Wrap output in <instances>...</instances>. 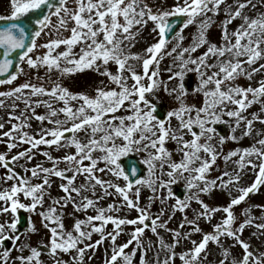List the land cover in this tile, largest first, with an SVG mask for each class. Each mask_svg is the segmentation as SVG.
Returning <instances> with one entry per match:
<instances>
[{
  "label": "snow or ice",
  "instance_id": "snow-or-ice-1",
  "mask_svg": "<svg viewBox=\"0 0 264 264\" xmlns=\"http://www.w3.org/2000/svg\"><path fill=\"white\" fill-rule=\"evenodd\" d=\"M261 7L264 0L255 3L253 0H232L231 3L228 0H175L169 9H154L147 0H71V3L69 0H10V15H0V21L4 22L0 24V86L13 85L21 76L25 81L0 90V108L9 109L8 121L0 120V130L11 123L9 130L0 131V137L7 138L0 139L7 149L0 152V167L7 170L0 179L15 181L0 190L3 203L0 214L11 212L13 215L11 222H0V264H16V261L47 264L42 259L43 252H47L53 264H85L86 254L106 241L110 243L105 248L103 264H175L177 258L181 264H264V250L254 248L251 240L243 237L247 228H254L252 235L258 238L264 236V205L245 207L242 220L235 211L252 193L264 187V138H253L254 131L264 137V129L254 128L256 121L264 124V115H246L256 103L262 104L264 112V76L256 86L236 83L241 77L252 81L264 73V63H260L264 61V11L258 10ZM45 8L47 14L43 13ZM37 10H41V15L33 19L31 14ZM221 12L224 19L218 21ZM172 18H178L179 27L171 23ZM237 19L241 23L230 30L229 26ZM149 23L155 42L142 54L131 53L130 48L139 42L136 38ZM215 23H219L221 29L219 45L211 42L207 35ZM194 24L198 26L194 42L182 48L177 57L180 70L170 77L180 79V94L176 97L179 106L167 114L169 119L176 118L179 122V129H173L166 126L165 120H157L146 94L159 87L156 77L164 50L176 40L169 55L175 53L185 39L184 30ZM46 30L49 39L38 43ZM65 32L70 35H63ZM205 45L206 50L193 57L192 53ZM37 49L44 51L37 55ZM210 59L213 62L209 63ZM130 60L142 61V74L135 71ZM110 64L118 67L116 73L110 71ZM189 64L195 65V69L188 71L199 74L196 91L203 93L202 106L185 103L188 91L184 78ZM153 66L155 70L150 72ZM40 69H44V76L39 75ZM53 71L58 73L55 79L51 76ZM87 71L106 76L116 87L108 88L101 81L95 94L90 95L71 91L64 85V80ZM125 71L131 74L132 85L127 83ZM145 79L150 81L147 85L143 83ZM21 103L23 109L19 107ZM142 103L149 105V110L145 111ZM40 107L45 108L44 114L37 113ZM122 109L129 114L117 115ZM33 119L40 123L36 133L28 130L32 128ZM45 122L49 126H45ZM221 122L227 123L232 133L220 136L221 146L226 140L239 143L245 137L253 138L254 142L251 146L219 153L226 163L232 161L234 168L212 178L209 174L217 164L218 149L211 141L217 134L214 125ZM240 129L243 131L237 136ZM80 133H84L83 138ZM185 133H190L191 139H186ZM169 139L177 142V151L182 154L178 162L166 147ZM23 144L29 147L9 156ZM41 145L54 147L56 151L70 148L75 151L59 158L50 151H43L41 154L51 162V167L39 163L30 169L21 166L23 174H18L13 164L21 159L33 160L34 150ZM134 150L147 153L143 161L147 165L146 177H137L135 168L129 174L121 166L120 158ZM97 152L99 156L95 155ZM61 163L66 167L60 168ZM105 172L115 180L122 178L125 183L121 185L97 175ZM178 173H188L186 189L190 194L177 198L173 205L169 220L176 211L184 215L178 228L171 229L169 220L163 219V211L153 215L151 208L158 191L167 188L171 196L170 185ZM165 174L171 179L165 181ZM249 174L252 182L242 183ZM80 176L85 179L77 185ZM52 177L61 180L59 187L64 196L51 197ZM34 179L39 182L33 183ZM97 187L102 192L99 196ZM145 187L153 195L148 197L146 206H141V191ZM214 189L227 191L229 202L226 205L212 206L201 198V193L210 195ZM21 195L30 202H21ZM46 196L50 203L45 209ZM109 196L117 197L119 203L113 201L102 206L100 201ZM159 199L164 203L162 197ZM191 201L199 203L200 208L192 210L194 215L190 219L186 210ZM69 203L74 209L71 214L64 211ZM254 207L261 209L259 217L252 213ZM38 208L37 214L48 229L47 239L41 238L36 246L18 243L23 234L18 228V210L31 214ZM125 209L136 211L137 216L118 215ZM89 210L95 214H87ZM75 212H84L85 218H75L69 230L64 219L66 215L74 216ZM218 213L223 215L213 224ZM202 221L211 224L210 231L202 228ZM109 224L113 226L110 232L107 231ZM128 226H132L130 231H126ZM149 229L156 235V242L145 241ZM160 230L171 233L172 241L167 242ZM24 231H38L30 218ZM93 234H99V239L89 243ZM122 234H127L128 239L118 244ZM196 234L200 235L199 240L193 238ZM6 241H12L14 247H6ZM181 244L191 247H185L178 254L176 249ZM210 244L218 249L215 260L208 259L213 255ZM236 246L242 249L241 257L232 252ZM12 250L19 255L12 258ZM150 250H154L151 258L148 257ZM61 254L71 255L72 260L64 261Z\"/></svg>",
  "mask_w": 264,
  "mask_h": 264
},
{
  "label": "rangeland",
  "instance_id": "rangeland-1",
  "mask_svg": "<svg viewBox=\"0 0 264 264\" xmlns=\"http://www.w3.org/2000/svg\"><path fill=\"white\" fill-rule=\"evenodd\" d=\"M228 2L231 3L232 0H228ZM253 2L255 3L256 0H253ZM69 3H71V0L69 1ZM147 3L149 4V6L153 7L154 9H169L174 5L175 0H147ZM258 10L264 11V7H261ZM251 14L254 16L255 12H252ZM0 15H10V0H0ZM223 19H224V14H223V12H221V14L217 18V20L219 21V20H223ZM55 22H56V19H55L54 23ZM240 23H241L240 19H237L236 21H234V23L229 26L230 30L235 29ZM151 28H152V24L149 23L148 26L142 30L141 35L136 38L139 42L133 43V46L130 48L131 53L142 54L143 50L146 49L147 46H149L151 43L155 42V34L150 33ZM197 32H198V26L196 24L191 25L187 29H185L184 33H183L185 39L182 42H180L181 46L179 48H177V51L175 53H172L171 55H169V52L171 51L172 47H174L176 45L177 41L173 40L171 43H169L168 47L164 50V52L162 54V58L160 59V62H159L158 76L156 77V79L159 81V87L154 89L152 92L146 94V99L149 101L150 105H153L154 107H156L157 105H164L166 107L167 114L169 111H173V110L177 109L179 106V101L176 99V97L180 94V92H179L180 79L178 77L170 79V77H173L175 75V72L180 70L179 69L180 61L177 59V57H178V55H179V53L183 47H188L194 42V37H196ZM52 35L54 36L55 33H52ZM63 35L67 36V35H70V33L65 32V33H63ZM207 35H208V39L211 42H215L218 45L222 43L221 29H220L219 23H215L209 29ZM48 39H49V34L46 31L38 39V43L43 44ZM206 47H207V45L197 49V51L195 53H192L193 57L200 56L206 50ZM43 51H44L43 49H37L36 54L39 55ZM76 51L78 52L79 49L77 48ZM187 55L188 54H185V58H187ZM211 62H213V60L210 59L209 63H211ZM260 63H264V61H261ZM129 64L135 69V71L137 73L142 74V71H143L142 61L130 60ZM109 69L113 73H116L118 70V67L115 64H110ZM188 69H195V65L189 64L188 67L185 69L184 86L188 91L186 96H185V103L190 105V106H192V105L202 106V104H203V93L196 91V89L199 87V74L197 72H195L194 70L188 71ZM152 70H155V66L150 68V72ZM39 75L44 76V69L39 70ZM57 75H58V73L56 71H53L51 73V76L54 79L57 77ZM124 75L127 78V83L129 85H132L133 80L131 79V74L129 72L125 71ZM32 76H33V81L35 82V72H33ZM262 76H264V73H261L260 75L255 76L252 81H249L248 79L241 77L240 79H238L236 81V83L243 85V86H248L251 83L252 86H256L257 81ZM24 81H25V77L21 76L20 78H18V80L16 82H14L13 85H2V86H0V90H7L9 87L17 86L20 83H23ZM101 81H103V85L107 86L108 88H115L116 87V85L111 83L106 76H101V75H99L95 72H92V71H87L83 74H76L71 79L64 80L63 83L65 86L69 87L71 91L85 92L86 94L94 95L96 87L101 86L100 85ZM149 82L150 81L147 79H145L143 81V83L145 85H147ZM173 89H176V91H173ZM46 98L47 97H43V99H46ZM57 106H61V105H57ZM19 107H20V109H23L24 105L21 103L19 105ZM141 107L145 111L149 110V105H144L142 103ZM261 109H262V104L256 103L248 109V112L246 113V115H249V117L251 116L252 113H260L261 115H264V112H262ZM45 111L46 110L44 107L37 108V113H39V114H44ZM8 112H9L8 108H0V120L7 122L8 121ZM127 114H129V113L123 109L117 113V115H127ZM61 118H63L62 115H61ZM13 122H15V121H13ZM165 122H166V126H170L173 129H179V122L176 118L169 119V117L167 116L165 119ZM31 123H32V128L28 129V130L32 133H36L37 130L40 128V123L38 121H36L35 119H33L31 121ZM45 126H49V125H47V123L45 122ZM210 126H212V125H210ZM214 127L217 130V134L214 135V138L211 141V143L213 145H215L218 149V160H217V164L214 166V170L211 171L209 174L210 177H212V178L221 175L222 172L226 169L231 171L234 168V164L232 163V161H228L226 163L224 161V159L222 158V155H219V153H227L228 151L234 150L237 147L251 146L254 142V139L258 140L260 138H264L261 136H257L256 132L254 131L253 132V138L254 139L249 138V137H245L242 140H240L239 143L233 142L231 140H226L224 145L221 146L219 143L220 136H225V137L230 136L232 134L230 127L228 126L227 123H223V122L217 123L216 125H214ZM10 128H11V123H6L5 129L0 130V131H7ZM254 128L257 130L264 129V124H260L258 121H256V122H254ZM242 131H243V129L238 130L236 132V135L240 136ZM80 136H81V138H83L84 133H80ZM185 138L191 139L190 133H185ZM0 139L6 140L7 138L0 137ZM257 146H259V145H257ZM28 147H29V145H27V144L20 145L16 149H13L12 152L9 153V156L14 155L21 150L27 149ZM166 147L172 152L173 160L178 162L182 158V154L179 151H177V142L176 141L169 139L166 142ZM4 151H7L6 145L4 143H0V152H4ZM43 151H50L54 157L59 158V157H63L66 154V152H74L75 149L70 148V149H66V150L56 151L54 147L48 148V146L41 145L38 150H34V159L33 160H31V161H27L26 159L19 160L18 162L13 164L14 170L18 174H23V167H21V166H24V167H27L30 169L31 167L35 166L38 163L43 164L44 166L51 167V162H48L46 157H44L41 154ZM95 155L99 156L100 153L97 152ZM130 156H136L138 158L139 164L142 165L145 169V173H144L143 177H146L148 175L147 165L144 164L143 161L146 158L147 153L144 151H135L134 150L132 152H129L127 155L122 156L120 158V162L122 163L126 158H128ZM101 166H103V164H101ZM59 167L65 168L66 165L64 163H61L59 165ZM168 170L169 169L166 166L164 169L165 173H167ZM6 171L7 170L0 167V177H3L6 174ZM159 174H160L159 171H157V175H159ZM28 175H30V173H28ZM97 175L102 176L106 180H109V179L115 180V178L110 176L107 172L97 173ZM187 178H188V173H183V174L178 173L176 175L175 181L170 185L171 193H172L171 196H169L167 188L160 190L155 194L157 199H155V201L152 203V208H151V212L153 215H156L157 213L163 211V213H164L163 219L169 220V216L172 215V207H173V205L176 204V201H177V199L174 196V191L178 187L186 189ZM84 179L85 178L83 176L78 177L77 182H76L77 185L82 183L84 181ZM163 179L165 181H168L171 178L165 174L163 176ZM252 179H253V177L250 174L246 175L244 177L242 183L250 184L252 182ZM52 180H53V183H52V186L50 189L51 197L57 198V197L64 196V193L62 192V190L59 187L61 180L59 178H56V177H52ZM36 182H39V181L34 179L33 183H36ZM115 182L120 183L121 185H123L125 183L122 178L119 180H115ZM13 183H15V181H13V180L5 181L3 179H0V190H3L5 187L11 186ZM186 191H187V195H189L190 194L189 191L187 189H186ZM192 191L195 192L197 190L193 189ZM96 192H97L98 196L102 194L101 189L99 187H97ZM85 195L91 196V193H85ZM151 195H153V194H152L150 189H148L147 187L142 189L141 196H140L141 206H146L149 203L148 197ZM200 195H201V198L206 203H208L212 206L226 205L229 202V196L227 195V191L220 190V189H214L213 193L210 195L205 194V193H201ZM233 195H235V193H233ZM161 197L163 198L164 203L160 202L159 198H161ZM20 199H21V202H23V203H29L30 202L29 200L24 198L22 195H21ZM77 199H79V198H77ZM45 200H46V203H45L44 207L46 209L48 207V204L50 203V199L48 196H46ZM113 201H117L119 203L117 197L109 196V197L103 199L102 201H100V204L102 206L106 207L109 203H111ZM249 205H264V187H262L259 190V192L252 193L250 195V198L245 203H242L240 206L236 207L235 211H236L237 215L240 216L241 220L244 218L242 215V210L245 207H248ZM0 207H3L2 202H0ZM199 208H200L199 203H197L196 201H191L190 207L186 210L188 217L190 219L193 218L194 213L192 210L193 209H199ZM20 211L26 212L23 209L18 210V212H20ZM39 211H40V209L38 208L36 213L29 214L26 212L28 215V218L31 219V221L34 223V225L38 231L36 233H29V232L22 231L21 233H23V234L21 235V241L18 243H28L31 246H36L37 243L41 240V238H44L45 240L47 239L48 229L43 226L44 222H43L42 218L37 214ZM64 211H65V213H68V214L73 213L74 209H73L72 204L69 203L67 205V207L64 209ZM252 213L255 216L259 217L261 215V209L254 207L252 209ZM87 214L94 215L95 212L93 210H89ZM113 214L116 215L117 213H113ZM118 215L127 216L128 218H134L137 216V212L134 210L128 211L127 209H125L124 211H121L120 213H118ZM183 215L184 214L181 213L180 211H176L174 216H172V218L169 220L168 227L171 229H177L179 224L182 222ZM222 215H223L222 213H218L216 215V218L212 221V223L214 224L217 220L220 219V217ZM75 218L84 219L85 213L84 212H75L74 216L66 215L65 219H64V223L66 225V228H68L69 230L72 229ZM12 219H13V215L11 212L6 213V214H0V222H11ZM201 226L205 231L211 230V224H209V223L202 221ZM131 228H132V226H128L126 231H130ZM112 229H113V226L111 224L107 225V231L110 232V231H112ZM187 230H188V228L186 226L185 231H187ZM254 231H255L254 228H247L243 234L244 239H246V240L250 239L254 248H259L260 250H264V236H260L258 238L257 236L252 235V233ZM160 232L165 237L167 242L172 241L171 233L166 232L164 230H160ZM193 238L199 240L200 235L196 234L193 236ZM97 239H99V234H93L92 241H88V242L91 243ZM127 239H128L127 234H122L118 238L117 243L122 244ZM144 239H145V241H147L148 239H151L153 242L157 241L156 235L152 234L150 229L146 230ZM5 243H6L5 246L9 247L10 249H12L14 247L12 241H6ZM109 243H110V241H106L104 244L100 245L96 250H90L86 254L85 264H103V259H104V255H105V248L108 246ZM185 247H191V245L190 244H187V245L181 244L176 249L177 253L179 254L181 251H183L185 249ZM209 248L212 251L213 255L209 256L208 259L209 260L217 259L218 257L215 255V253L218 251L217 247L213 244H210ZM129 251H131V249H129ZM153 251L154 250H150L148 252L149 258L152 257ZM0 252H2V249H0ZM232 252L237 257L242 256V249L239 246H236L235 248H233ZM24 254L27 255L28 252L25 251ZM74 254L75 253L73 252L72 255H74ZM17 255H19V253L16 250L11 251L12 258H15ZM61 258L64 261H71L72 260V256L69 254H61ZM42 259L47 261V264H53V262L51 261V259L48 256L47 252L42 253ZM16 264H19V261H16ZM73 264H74V262H73ZM175 264H181V261L177 258L175 261Z\"/></svg>",
  "mask_w": 264,
  "mask_h": 264
},
{
  "label": "water",
  "instance_id": "water-1",
  "mask_svg": "<svg viewBox=\"0 0 264 264\" xmlns=\"http://www.w3.org/2000/svg\"><path fill=\"white\" fill-rule=\"evenodd\" d=\"M53 2H55V0H53ZM47 9L45 8V9H43V13L44 14H47ZM41 15V10H37L35 13H33V14H31V17L33 18V19H35V17H37V16H40ZM42 18V17H41ZM2 23H4L3 21H0V24H2ZM171 23H173V24H176L177 25V27H179V23H178V18H172V20H171ZM15 59V58H14ZM156 115H157V117L160 119V120H163V118H164V112L163 111H161V109L159 108H157V110H156ZM137 174H138V172H137ZM139 175V174H138ZM25 222H26V220L23 218L22 220H21V226H24V224H25Z\"/></svg>",
  "mask_w": 264,
  "mask_h": 264
}]
</instances>
